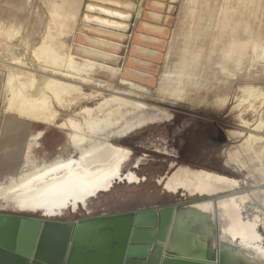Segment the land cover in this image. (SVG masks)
Segmentation results:
<instances>
[{
    "label": "rangeland",
    "instance_id": "1",
    "mask_svg": "<svg viewBox=\"0 0 264 264\" xmlns=\"http://www.w3.org/2000/svg\"><path fill=\"white\" fill-rule=\"evenodd\" d=\"M82 2L0 0V194L4 193L5 187L10 186L11 180L8 178L14 172L24 174L60 159L77 158L78 153L70 142V131H64L57 125L37 123L9 111L7 69H24L39 77L42 75V63L35 51L44 45L53 48L63 58H68L70 53L79 59H74L75 63L84 65L80 58L91 57L81 56L82 52L76 49L78 44L89 47L90 42L85 40L84 35L96 39L105 38L107 33L98 25L85 23L83 17L86 9L82 15L78 14ZM73 4L77 11L71 20ZM66 19L67 23L68 20L75 21L71 28L69 25L68 28L59 26ZM112 41L115 44L117 42ZM115 44L111 47H93L110 52L117 56L116 59L91 58L98 64L112 67L114 72L98 68L87 75L91 80L85 83L63 79L80 87L84 98L73 102L72 106H69L71 96L66 98L62 106L55 103L59 124L76 118L85 108L96 110L107 99L115 96L142 103L154 112L162 111L158 108L165 109L173 115V120L126 136L132 139L124 147L133 152L137 164L142 162L137 173L141 178H149L147 182L138 185L117 183L111 191L90 200L86 210L75 214L67 211L63 217L55 219L86 220L150 209H177L195 202L180 195L172 196L163 191L162 186L155 184L153 178L160 172H167L166 167L161 165L166 161V156L156 150L162 145L177 156L176 160L185 164L180 166L227 177L221 181L211 179L210 183L196 186L195 189L209 188L219 194L230 193L223 197L264 190V186H255L259 181L257 177L249 178L248 171L239 173L228 165L225 155L228 149L237 144L228 141L227 131L244 132L245 136L251 134L250 129L240 124L238 111L231 112L236 99L243 96L241 88L252 86L264 89V0H179L175 24L163 56L120 55ZM13 58L18 62H13ZM20 61L27 66L21 68ZM123 81L133 82L141 89L133 88ZM93 95L97 96L91 98ZM177 95L189 96L190 99L204 97L208 100L224 97L228 99V104L217 112L204 107H192L190 101H181ZM256 103L257 107L263 108V103ZM112 106L116 108L114 103ZM244 118L253 124L257 122L255 114L245 115ZM7 126L8 133H4ZM37 135L39 138L31 141ZM112 139L113 144L124 141V138ZM26 144L31 146L26 155L5 156L6 150ZM141 158L145 161H141ZM230 180L240 181L239 188L234 189ZM257 209L262 210L258 203L252 202L248 216L260 214L256 213ZM12 213L22 212L0 200V214ZM27 214L35 217L42 215ZM223 227L224 224L220 222V233ZM259 233L264 238V223ZM220 236L223 243L220 248L235 245L222 234Z\"/></svg>",
    "mask_w": 264,
    "mask_h": 264
},
{
    "label": "bare ground",
    "instance_id": "2",
    "mask_svg": "<svg viewBox=\"0 0 264 264\" xmlns=\"http://www.w3.org/2000/svg\"><path fill=\"white\" fill-rule=\"evenodd\" d=\"M74 15V11H71V20ZM129 17V14L119 9L89 3L83 19L85 23L95 24L101 28H118L122 26L119 19ZM67 19L59 26L68 28L69 25L71 28V20L67 23ZM76 49L82 52L81 56L112 59L89 47L78 46ZM35 54L42 63L40 64L42 75L39 77L24 69L12 67L7 69L9 111L37 123L57 125L64 131H70L71 145L80 155V159L76 162L60 159L49 166L29 169L30 171L24 174L14 172L8 178L11 180L10 186L5 187L4 193L0 194L2 195L0 200L21 211L41 209L48 210L50 215L56 209L65 207L69 201L79 199L86 189L91 188L97 180L106 175L113 164L111 163L113 152L107 144L110 139L118 138L141 125L162 120L169 115L164 111L154 112L142 103L115 96L107 99L96 110L85 108L76 118L72 117L59 124L55 103L62 106L66 98L71 96L69 106H72L73 102L82 101L84 98L80 87L64 82L63 79L90 82L88 74L108 66L86 57L80 58L81 63H84L80 65L74 62V59L79 60L74 55L69 53L68 58L60 57L47 45L37 49ZM13 62L17 63L18 60L13 58ZM25 65L26 63H22L21 68ZM111 71L114 72V69ZM123 82L133 88H139L133 82ZM241 92L243 96L236 99V105L231 108V112L238 111L240 124L243 128L250 129L251 134L245 136L244 132L227 131V139L232 143L237 142L228 150L227 159L230 164L242 168L235 167L238 171L243 169L248 171L251 175L249 178L257 177L259 181L255 186H264V106L263 108L256 106V102L264 104V89L245 86L241 88ZM96 96L93 95L91 98ZM177 98L181 101H190L192 107H204L217 112L222 111L228 104V99L224 97L208 100L204 97L190 99L189 96L177 95ZM113 103L116 108L112 106ZM250 114L257 116V122L254 124L244 118ZM8 126L4 133H8ZM38 138L39 135L31 138V141ZM30 150V144H26L8 149L4 154L6 157L24 156ZM175 182L178 184L177 179ZM192 184V187L196 185ZM230 185L235 187L234 182L230 181ZM186 187H191V184ZM226 194L230 193L188 195L196 200L175 210L168 249L182 254L197 251L206 257L217 247V238L221 246L222 234L235 245L219 247L220 264H264V238L259 233L264 223L261 215L264 213V190L223 197ZM252 202L258 203L262 210L257 209L256 213L260 214L249 217L247 212ZM167 216L168 214L164 213V221ZM220 222L225 223L221 233Z\"/></svg>",
    "mask_w": 264,
    "mask_h": 264
},
{
    "label": "water",
    "instance_id": "3",
    "mask_svg": "<svg viewBox=\"0 0 264 264\" xmlns=\"http://www.w3.org/2000/svg\"><path fill=\"white\" fill-rule=\"evenodd\" d=\"M175 210L76 222L0 214V264H220L218 238L206 257L168 249Z\"/></svg>",
    "mask_w": 264,
    "mask_h": 264
},
{
    "label": "flooded vegetation",
    "instance_id": "4",
    "mask_svg": "<svg viewBox=\"0 0 264 264\" xmlns=\"http://www.w3.org/2000/svg\"><path fill=\"white\" fill-rule=\"evenodd\" d=\"M157 108V107H156ZM159 110L164 111L168 117L154 122H149L144 125H141L132 131L118 137V140L124 138L120 144H113V139H110L107 144L109 146V149L113 152L111 157V163H113L110 168L108 169L106 175L99 180H97L93 186L89 189H86L84 193L79 197V199L71 200L68 204H66L65 207H62L59 210H55L53 214L49 215L48 210H31V211H21L15 207V210L19 212H26V213H41L45 215L46 217H56L60 218L65 215L67 211H71L73 214L78 213L80 210H86L89 206V201L96 198L101 193L109 192L113 189L115 184L117 183H127L129 185H138L143 182H147L149 178H141L137 171L138 169L143 165L142 162L139 161V164H137V160L133 152L127 148L124 147V145H127L129 141L132 139V137H129V139L126 138L129 134H132L133 132H136L137 130L147 128L149 126L154 125H160L165 124L166 122H171L173 120V115L165 110L158 108ZM229 141V140H228ZM158 152L162 153L166 156V161L162 163L161 165L166 167L167 172H160L158 176L154 177V182L156 185L162 186L163 191L171 194L172 196L180 195V197H186L189 200H194L188 197V195L191 196H199V195H217L220 192H215L214 190H209V188H202V189H195L196 186H202L205 183H210L212 180H224L227 177L207 172L204 170H194L191 168H188L186 166H180L185 165L179 162L177 156L172 153L166 146L162 145V147H157L156 149ZM229 150V149H228ZM226 151V159H227V152ZM116 152V153H115ZM80 159V155L77 154L76 159H68L71 161H78ZM64 160V161H68ZM144 160V159H143ZM141 158V161H143ZM145 161V160H144ZM133 163L131 166L130 164ZM136 163V164H134ZM227 164L232 167H239L238 165H232L228 162ZM76 168V167H74ZM129 168V169H128ZM242 169L241 167H239ZM245 173V170H239V173ZM61 175V173H60ZM151 179V178H150ZM178 180V184H176L175 180ZM231 182L235 183L234 189L239 188L240 181L237 180H230ZM192 183L196 184L192 187ZM191 184V187L187 188L186 186H189ZM223 198V197H222ZM221 199V198H219ZM218 199V200H219ZM196 200V199H195ZM194 200V201H195ZM12 206V205H10ZM14 208V206H12ZM4 208V207H3ZM152 210V209H150ZM145 211V210H144ZM138 213V212H136ZM136 213H129L124 215H118V216H108V217H99V218H89L86 220H97L101 218H110V217H123L127 215H135ZM80 221H86L85 219H78ZM63 221V220H62ZM65 222V221H63ZM225 224V223H224ZM68 255L65 259V264H68Z\"/></svg>",
    "mask_w": 264,
    "mask_h": 264
},
{
    "label": "crops",
    "instance_id": "5",
    "mask_svg": "<svg viewBox=\"0 0 264 264\" xmlns=\"http://www.w3.org/2000/svg\"><path fill=\"white\" fill-rule=\"evenodd\" d=\"M87 2L113 7L130 15L129 18L119 19L122 23L121 27L102 28L103 31L107 33L105 38L98 37L92 39L84 35V38H86L85 40H89L90 42L88 45L89 48L95 49L108 57L110 56L112 59H116L117 56L110 52L93 47H111L115 44L112 40H116L115 49L120 55L131 57L164 55V51L168 48V41L175 24L179 0H83L79 5V15H82L87 8L89 4H87ZM118 5L120 7H118ZM73 11L75 18L77 9L74 4ZM74 22L75 21H71V25L74 24ZM84 45L85 44H78L80 47ZM129 65H131L130 61ZM101 69L104 71L112 70V68L109 67H101ZM61 220L65 222H76L78 219Z\"/></svg>",
    "mask_w": 264,
    "mask_h": 264
}]
</instances>
